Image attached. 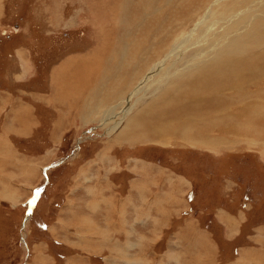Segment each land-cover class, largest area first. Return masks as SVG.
Listing matches in <instances>:
<instances>
[{"label": "rangeland", "instance_id": "obj_1", "mask_svg": "<svg viewBox=\"0 0 264 264\" xmlns=\"http://www.w3.org/2000/svg\"><path fill=\"white\" fill-rule=\"evenodd\" d=\"M215 1L0 0V264H126L129 250L121 243L128 226L142 217L144 223L151 224L150 220L161 213L164 216L157 220L158 225L175 224V231H166L159 238L165 249L158 248L155 253L149 250L150 259L168 252L171 239L181 247L178 239L188 235V231L183 234L181 226L200 224L203 232L204 228L211 236L224 235L228 242L245 230L251 231L247 225L264 226V107L259 105L264 100L253 102L264 97L261 89L251 88L255 84L245 86L247 90L241 93L249 95L240 96V106L245 108L243 119H230L228 114L225 122L218 120L217 127L210 121L193 124L200 131L196 137L204 131L202 136L209 134L214 143L223 139L228 146L213 149L188 141L180 136L183 129L168 138L143 141L138 136L142 125L130 121L155 100L158 92L154 96L140 93L139 97L145 95L138 104L136 96L125 101L126 107H133L132 114L110 130L125 111L121 98L175 46L182 45L184 54L182 59L170 56L166 60L165 66H171L172 73L185 68L186 61L198 57L202 45L211 42L210 35L202 40L199 37L207 27H211V36H221L225 28L215 24L220 19L230 20L226 27L233 28L250 22V17L259 18L262 24L254 36L264 35V0ZM209 8L212 13L207 17ZM234 32L227 35V48L239 39L232 38ZM243 48L239 43L235 50L253 61L264 58V48L246 53ZM91 54L94 58L88 61ZM137 56L141 59L133 62ZM73 60L76 66H67L68 73L60 78L59 73L66 72L58 69L64 70ZM86 63L93 66V73L83 69ZM256 73L260 75L258 80H264V73ZM233 77L234 68L221 67L213 74V81L221 84ZM258 85L264 91V83ZM235 87L241 86L237 83ZM253 93L258 95L252 97ZM254 116L259 117L252 126ZM210 124L214 130L209 129ZM140 178L150 188L138 193L136 183ZM173 183L178 191L170 188ZM157 194L161 195L156 200L157 208L151 206L152 210L142 216L140 208L125 209L124 213L122 203H117L116 247H110L114 232L107 224L109 213L99 208L100 196H105L102 200L107 203L114 198L130 201L131 197L142 208ZM135 212L140 216L133 215ZM175 214L184 221L172 224ZM214 218L222 219L224 232L211 227L217 224ZM153 234L152 240L160 236ZM153 234L149 233L145 241L142 236V244L153 247L154 242L149 241ZM136 235L135 231L131 238L139 243ZM253 235L244 236L248 247L261 246V242L264 246V229H259L256 241L251 239ZM199 240L203 239L198 234L191 244L200 245ZM94 248L97 252L91 254ZM108 248L114 249V257H109ZM238 249L239 244L221 250L212 264L235 263ZM131 252L134 257L143 249ZM209 252L212 257L216 254L213 249ZM258 256L243 263L257 264L256 259L264 262V255Z\"/></svg>", "mask_w": 264, "mask_h": 264}, {"label": "bare ground", "instance_id": "obj_2", "mask_svg": "<svg viewBox=\"0 0 264 264\" xmlns=\"http://www.w3.org/2000/svg\"><path fill=\"white\" fill-rule=\"evenodd\" d=\"M221 1L222 0H216L214 4H217ZM229 5L228 7H230ZM223 6H226V4L219 5V7H223ZM153 8H154V4H153ZM211 10L212 8H209L207 10L205 14L207 17L212 13ZM261 14L263 13L261 12ZM240 15L243 14L240 13ZM219 17H223V16L221 15ZM233 17L234 16H232L230 19H233ZM259 17H261V15ZM249 20L251 23L246 22L241 26H234L233 28L226 27L230 20L229 21H227V19L226 21H221V19L218 20L215 24L217 25L221 23L219 27H221V29L225 28V30L221 33V36L219 34H218L219 36H213V35L211 36L210 34L211 27L210 26L207 27V29L199 37L202 40L203 38L208 37V35H210V37L213 38L211 42L208 45L206 44L207 46L202 45V48L198 53V57L195 56L196 58H191L187 60L186 62H188V64L185 66V68L182 67L183 69H180L172 73L170 71L171 66L170 67L165 66L166 60L170 56L175 57V60L177 59L179 60L182 59V56L184 54V50H182L183 48L182 45L175 46L174 50L169 54L168 57H166L162 61L155 62L153 70L148 75L143 73L142 76L138 79L137 83L134 86H132L129 91H127V94H125V96L121 98L120 102L122 105L123 104L125 105V111L121 119L113 123L110 130L113 131L116 128H118V126L123 123V120H127L128 117L132 114L131 111L133 107H126L125 101L128 102L129 99L131 100L133 97L136 96L138 97V98L135 97L137 99L136 101L138 104V101L141 99L143 100L142 97L145 95L144 94L143 96L141 95L142 97L141 96L139 97L140 93H146V95L148 93H151L152 95L153 94L155 95V93L158 92V96L155 98V100H153L151 104L146 106L142 111H140L137 115H135L130 121V124L140 123L142 125L143 130L139 131L138 136L143 141H158L161 140L162 138H166V137L168 138V136L175 135V130L177 129H183L184 133L183 134L181 133L182 135L180 136L182 138L186 137L188 141L190 140L192 142H199L204 145H208L213 149L214 148L218 149L223 146H228L227 145L228 142L225 141L226 143H224L223 139L221 140L220 138H218L220 139V141L217 140L219 142L214 143L215 141L210 140L207 137V135L209 134H205L206 136H202L204 134L203 133L204 131L202 132L203 134L201 133L199 137L198 136L196 137V132H198L199 129L195 130V126L193 124H195V122L203 123L202 121H210L211 124L213 123L217 127V122H219L218 120H224L225 122L226 120L225 117L228 114L231 115L230 119L232 118L236 119L241 116L243 119L245 108L243 106H240V99L242 97H247V98L249 97V95L241 96V93H243L244 90H247L245 88V86L247 85L255 84L251 88L261 89L262 92L260 93V95L264 97V91L258 85L260 83H264V80L263 79L258 80L260 75L256 73V72L264 73V58L258 61H253L251 59H247L243 54H240L239 49L235 50L237 44L239 43L244 45V48L242 49L243 53L249 52L251 50H258L264 48V35L258 38H255L254 36L255 35L254 33L258 31V27L260 26V24H262L261 19L254 18L253 20L250 17ZM198 25H200V23ZM252 28L255 29L252 32H248ZM232 31H235L232 38L239 37V39L237 40L235 46H230V48H227L226 46L227 35ZM190 36L191 35H189V38ZM128 40L129 38H127V42ZM184 41L185 39L182 40L181 44H184ZM195 44H197V42ZM192 47L191 49H193ZM127 49L129 48L127 47ZM141 52H143V49L142 51L141 50L138 51V55ZM235 55H239L240 57L237 58ZM140 59L141 57L137 56L136 61L133 60V62H137ZM209 60L211 61L208 65L202 66L204 63H206ZM221 67L234 68L235 77L230 78L221 84L214 82L212 79L213 74L218 68ZM182 70H184V72L181 73L180 71ZM174 76L175 78H173ZM171 78L173 79L170 80ZM237 83L240 84L241 86L240 89H236L235 86ZM136 85H138L137 88H134ZM217 87L219 88L218 90L215 89ZM120 90H122L123 92L124 89L120 88ZM148 91H152V92H148ZM129 94H131L130 97H128ZM257 95H258L257 93H253L252 97H255ZM96 100H97L96 102L98 103V101H100V97H97ZM263 100H264L263 98H259L254 100L253 102L263 101ZM206 101L209 104L208 103L206 104ZM155 102L160 104H156ZM259 105H262L264 107L263 103H259ZM91 111H93V109H91ZM258 117L259 116L253 117L252 126H254V123L256 124ZM205 126L207 127V125ZM212 126L213 125H211L210 128L209 127L208 128L214 130L215 128L213 129ZM203 130H205V128ZM205 131L207 132L208 130L206 129ZM124 134H129V133L125 131ZM220 134L221 133H219V136ZM212 138L213 137H211V139Z\"/></svg>", "mask_w": 264, "mask_h": 264}, {"label": "crops", "instance_id": "obj_3", "mask_svg": "<svg viewBox=\"0 0 264 264\" xmlns=\"http://www.w3.org/2000/svg\"><path fill=\"white\" fill-rule=\"evenodd\" d=\"M88 56L90 57V58H87L88 61H90V59L94 58L93 54L88 55ZM74 61L75 60L71 61L70 63L69 62L66 63L65 66H64L65 67L64 70H63V68H61V70H60V68L58 69L60 72H62V71L66 72L65 74L59 73V77L60 78H64V75L66 76V74L68 73V71L66 69L67 66L70 65L69 68H73V67L76 66L75 63L77 61H75V62ZM83 69L84 70L85 69H89V73L88 74L93 73V66L92 65H89V64L86 63L85 65H83ZM212 79H213V77H212ZM60 84L66 85V83H64V82L63 83L61 82ZM23 109L26 111L25 108H23ZM21 113H22V110H21ZM17 115H21V114L19 113ZM12 118L14 120H16L17 116L14 115V117H12ZM9 122H13V121L10 120ZM173 181H174V179L169 180V182H173ZM143 182H144L143 179L140 178V182L136 183L137 184V190L136 191L138 193H140L146 187L150 188L147 184H143ZM174 183L170 187L173 192H174L173 188H175ZM152 185H154V184H150V186H152ZM175 189H176V191L179 190L177 188H175ZM180 191H181V189H180ZM100 193L103 194L102 192H100ZM166 196H168V195H166ZM159 197H161V195L157 194L156 197L154 196L153 200H150V203H149V199L145 201L146 204L144 202L145 205H142L143 203H141V205H142V208H141V207H139L140 206L139 204H138V206L136 205L137 202L136 203L133 202V199L131 197H130V201L123 200V202H122V200L120 198L117 199V200L114 198V201L112 200L110 202L112 204V206H108L110 203H107L105 200H102L103 198H105V196L101 195L100 199L98 200L100 202L99 208H104V211L106 210L107 213H109L107 224L109 225V227L114 232V238H113L114 242H112V243L109 242V246L110 247H114V249L116 247V243H115L116 242V226H115L116 224L115 223L117 221L115 220V217H117L119 215L117 213H115L114 209H115L117 203L118 204L122 203L121 206H122V209H123L124 213H125V209H131V208L139 209L140 208L139 213L142 216L143 213H147L148 210H152L151 206L152 207L155 206L157 208L156 200ZM101 203L105 204L106 206L102 207ZM136 213L137 212L133 213V215L140 216L138 213L137 214ZM163 214L164 213H161L160 215H157L154 220H150L151 224L144 223L143 217L142 218L140 217L141 219H139V218L133 219L132 226L129 225L128 229H126L125 241L123 243H121V245L124 248H126V250H129V258L124 261L126 264H132L134 260L135 261L137 260L136 261L137 264H139V262H142L144 264L145 261H146V264H199L200 262H201L200 264H210L209 261L212 264V261H214L216 256L219 255V253H221V250L223 252V249L229 248V247H232V246H235V248H236L238 246V244H239V249H238L239 252H238L237 257H236L237 261L235 263H233V264H244L243 261H247L248 262V260L250 258H252L255 254L259 255L258 258L260 256L264 255V246H263L262 242H261V246H250V247H248L249 245H247V244L249 242H246L244 240V236H246L247 233H251L252 235L256 234V235L251 236V239L253 241H256L255 237L257 236V233H259V229H261V228L264 229V226L259 228V226L257 227V225L255 223L251 224V226L247 225V229H250L251 231L245 230L242 235H238L236 238H234L235 240L233 242L232 241L228 242V241L225 240L224 235L223 236L220 235V236H222V238L217 236V234L216 235L214 234V235L211 236V235H209L206 232L207 230H205L204 228H203V230L207 234L201 230L202 226L200 224H191V225L189 224V225H185L183 227L181 226V228L184 229L183 230V234H184V232L188 231V235L186 237L182 236L181 240H180V238L179 239L177 238L179 240V243H180L181 247L175 246V244H176L175 243V238L171 239L170 242L168 243L169 246L166 247V249H170V250L168 252H166L165 254H164V252H162V255L152 256V258H151L152 260H151L150 257L148 256L149 255V250H153L152 252L155 253V252H157L156 249H158V248L160 250L165 249L164 248L165 246L161 245L162 240H159V238L162 237V235L166 231H169V232L171 230L175 231L174 230V225H175L174 223H176L177 221L178 222H180V221L183 222L184 221V220L183 221L180 220L179 219L180 217H178V215L175 214V219L173 220V223H172L174 225L169 226L170 228L168 227L167 223L164 226L162 225V223H160L161 225H158L157 220L163 218V216H164ZM146 218L147 217H144V219L147 221ZM217 219L218 218H214V221H216L217 224H215V225H213L211 227L217 228V229L219 228V229H221L222 232H224V225H222L223 224L222 223L223 222L222 219L221 218H220V220L219 219L217 220ZM167 220L170 221V219H167ZM122 221L124 222V224L128 225L126 220L124 221L122 219ZM154 221H155V224H154ZM171 221H172V219H171ZM218 221H220V222H218ZM219 223H221V224H219ZM209 227H210V225H209ZM209 227H207L208 230H209ZM234 228H235V225H233L231 227V230H233ZM127 230H130V231L128 232ZM214 230H215V232L216 231L218 233L220 232L219 230H216V229H214ZM135 231H136V234H137L135 238H136V240L139 243H135L134 240L131 238V236L134 234ZM234 231H235V229L232 232H234ZM153 232L160 234L159 237H158V235L156 236L158 238H155V240H152L154 238ZM128 233L130 234V236H128ZM149 233L153 234V237L151 238V240H149V241L154 242L153 247L151 245L148 246L146 244H142V240L143 239H144V241H145V239L148 240L147 236H148ZM173 234L175 235V232ZM198 234L201 236V238L203 240H199L200 241V245L193 246L191 243L193 242L194 238L198 237ZM142 236H143V239L141 240L140 238ZM215 236L219 240H216ZM173 237H175V236H173ZM210 237L213 240V243H212V240L210 239ZM247 237H248V240L250 241L249 236H247ZM157 241H159V242H157ZM156 242L159 243L160 245L156 244ZM204 242H205V244H204ZM209 245H211V247H209ZM150 247H152V248L150 249ZM104 248H106V247H104ZM137 248L143 249V252L141 253V255H135L134 254V257H132V252L131 251L133 249H137ZM177 248H180V249H177ZM108 249H109V253H108L109 257H114V255L112 256V252L114 251V249H112V251H111L110 248H108ZM145 249H147V250H145ZM211 249H213L214 252H216L215 256H213V257H212V254L209 255V253H210L209 251H211ZM241 249H242V251H241ZM81 251L84 254L87 253L86 250L83 249V247H81ZM95 252H97V250L94 248L93 253H91V254H95ZM235 252H236V250H235ZM142 254H144V255H142ZM202 257H203V259H202ZM127 260H129V263L127 262ZM226 261L229 263V262H231V259H226ZM256 261H257V264H264L263 260H261V259H256ZM78 264H81V263H78ZM82 264H86V263L83 262Z\"/></svg>", "mask_w": 264, "mask_h": 264}, {"label": "water", "instance_id": "obj_4", "mask_svg": "<svg viewBox=\"0 0 264 264\" xmlns=\"http://www.w3.org/2000/svg\"><path fill=\"white\" fill-rule=\"evenodd\" d=\"M37 194V193H36ZM35 199L36 198H33V204H32V206H31V208H30V211H31V209L33 208V205H34V203H35Z\"/></svg>", "mask_w": 264, "mask_h": 264}]
</instances>
